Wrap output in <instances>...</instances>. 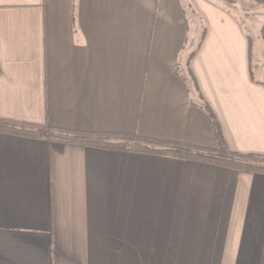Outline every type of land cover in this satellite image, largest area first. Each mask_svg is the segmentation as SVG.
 I'll list each match as a JSON object with an SVG mask.
<instances>
[{
    "label": "crops",
    "instance_id": "1",
    "mask_svg": "<svg viewBox=\"0 0 264 264\" xmlns=\"http://www.w3.org/2000/svg\"><path fill=\"white\" fill-rule=\"evenodd\" d=\"M187 4L0 0V120L217 148L189 61L229 147L264 155L262 35L190 0V37ZM0 264H264V174L0 132Z\"/></svg>",
    "mask_w": 264,
    "mask_h": 264
},
{
    "label": "trees",
    "instance_id": "2",
    "mask_svg": "<svg viewBox=\"0 0 264 264\" xmlns=\"http://www.w3.org/2000/svg\"><path fill=\"white\" fill-rule=\"evenodd\" d=\"M223 1L227 2V0ZM255 1L264 2V0ZM261 34L264 40V25ZM204 38L205 32L202 33L198 48ZM187 66L193 88L202 101L200 107L215 133L218 142L217 148L199 147L187 143L157 140L131 134L77 132L50 127L46 124L8 120H0V132L31 139H45L52 143L77 144L104 150L163 156L182 161L214 165L234 171L264 174V155L239 153L229 147L216 114L200 93L197 81L190 70L189 61Z\"/></svg>",
    "mask_w": 264,
    "mask_h": 264
},
{
    "label": "rangeland",
    "instance_id": "3",
    "mask_svg": "<svg viewBox=\"0 0 264 264\" xmlns=\"http://www.w3.org/2000/svg\"><path fill=\"white\" fill-rule=\"evenodd\" d=\"M186 1L188 3L187 4L188 14H190V18H189V25L191 30L190 37H192L194 34L193 31L195 25L197 24V20L196 17L192 15L193 10H192V5L190 4V0H186ZM215 1L230 6L236 11L238 16L240 17V20L245 25L246 30L252 37V42L261 39V35H262L261 31L264 25V2L259 3L255 0H227V2L223 0H215ZM194 39H195L194 45L196 49L199 46L201 37L198 38L194 36ZM187 73H188L187 75L190 76L189 72ZM262 75L263 74H260V76Z\"/></svg>",
    "mask_w": 264,
    "mask_h": 264
}]
</instances>
